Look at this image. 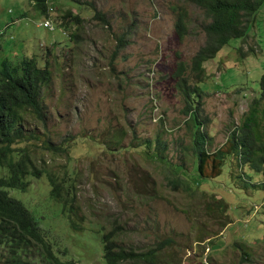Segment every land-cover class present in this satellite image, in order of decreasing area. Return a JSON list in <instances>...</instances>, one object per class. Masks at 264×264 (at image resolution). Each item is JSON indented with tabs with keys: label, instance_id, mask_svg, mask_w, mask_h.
<instances>
[{
	"label": "rangeland",
	"instance_id": "1",
	"mask_svg": "<svg viewBox=\"0 0 264 264\" xmlns=\"http://www.w3.org/2000/svg\"><path fill=\"white\" fill-rule=\"evenodd\" d=\"M75 1L92 5L105 22L92 18L90 11L79 28H63L62 9L79 13V4L50 0L47 20L56 31L48 32L33 23L28 0H0V30L19 14L28 18L0 35V61H14L16 43L50 68L51 83L42 91L45 122L52 144L62 151H41L36 161L58 178H73L77 199L72 218L83 230L72 231L59 217L40 181L33 180L28 192L11 191L10 196L39 219L57 247L68 253L71 249L76 264H104L101 233H111L127 253L160 246L152 264H264V190L238 188L237 180L222 174L200 186L203 194L198 189L186 192L183 179L174 187L169 183L167 167L145 160L135 149L117 150L145 140L153 144L158 138L168 144V162L183 165L188 181L195 176V162L185 151L190 125L185 124L184 103L172 75L179 62L190 66L204 44L201 25L207 21L201 10L183 0ZM181 8L187 13V32L180 36L175 22ZM255 17L244 41L231 39L203 64L199 119L210 152L241 126L258 95V78L264 73V4ZM20 31L26 36L17 38ZM126 32V47L113 57L117 38ZM257 111L263 116L264 105ZM79 138L88 140L86 149L75 144ZM250 175L261 183L258 174ZM220 198L232 221L224 232L226 216L206 209L207 202ZM210 243L218 249L208 252ZM241 247L250 248V255L243 256Z\"/></svg>",
	"mask_w": 264,
	"mask_h": 264
},
{
	"label": "trees",
	"instance_id": "2",
	"mask_svg": "<svg viewBox=\"0 0 264 264\" xmlns=\"http://www.w3.org/2000/svg\"><path fill=\"white\" fill-rule=\"evenodd\" d=\"M49 2L50 0H28L29 7L34 13V21H39L36 18L40 20L49 18L51 8ZM70 2L79 4L77 6L81 10L74 14L64 7L59 17L63 28L68 25L79 28L85 21L83 14L90 11L92 18L105 22L104 15L92 5L75 0ZM183 2L201 10L207 21L201 25L205 34L204 44L191 58L190 66L179 62L172 75L175 88L184 103L181 112L186 117L185 124L190 125L191 130V142L185 151L190 153L191 161L195 162L194 177L198 176V179L195 182L193 177L188 181L186 177L189 173L183 165L175 166L168 162L164 155L168 144L158 138L153 144L145 140L136 146L128 144L117 150L127 152L135 149L145 160L167 167L172 175L169 183L174 187L184 180L183 190L186 192L193 193L198 189L203 194L206 191L200 186L222 174L237 180L235 186L238 188L264 190V115L261 116L257 111V107L264 105V73L258 78V95L253 99L248 115L241 126L236 127L225 144L216 151L210 152L206 149L208 136L202 130L203 123L199 119L200 95L203 92L200 84L206 78L203 64L214 58L231 39L244 41L248 37L250 26L255 21L264 0H183ZM22 18L27 20V14H19L17 20L20 21ZM186 20L187 13L181 8L175 22V31L180 36L187 32ZM53 30L56 31V27ZM128 35L126 32L117 38L113 57L126 47ZM69 37L71 39V36ZM28 54L25 52L17 55L14 61L8 58L0 61V264H76L78 260L70 255L71 249L68 244L69 253L66 249L57 247L42 229L39 219L20 201L10 196L11 191L26 193L33 180L40 181L45 198L48 196L47 199L58 206L62 214L59 217H64L72 231L83 230L72 218L76 212L77 199L73 178L68 176L58 178L37 165L36 160L41 151L62 149L55 147L49 137L42 100V91L51 83L52 73L47 62L42 66L35 57ZM113 57L110 59L111 65ZM87 142L86 138H79L75 144L81 149H86L83 144ZM234 168L235 175L232 174ZM240 168L247 171L240 173L238 172ZM250 173L258 174L261 183H254ZM227 208V203L221 198L207 202L206 209L213 215L218 213L226 216L223 232L232 224L227 215ZM262 211L264 212V205ZM250 212H247V215L250 216ZM100 236L104 264H123L128 261L152 264L155 260L153 252L160 249L158 246L145 253L133 251L127 253L119 249L111 233H101ZM170 241L166 240L165 244L168 245ZM260 241H264V238ZM260 241H256L254 246ZM209 245L211 252L218 249L217 243ZM251 251L250 248L244 247L242 255H250Z\"/></svg>",
	"mask_w": 264,
	"mask_h": 264
},
{
	"label": "crops",
	"instance_id": "3",
	"mask_svg": "<svg viewBox=\"0 0 264 264\" xmlns=\"http://www.w3.org/2000/svg\"><path fill=\"white\" fill-rule=\"evenodd\" d=\"M25 18V17H24ZM24 18H22L20 21L19 20H14L15 22H12V20L9 22V23H7L4 27H5V29H4V31L5 30H7L8 28H10V26H13V25H18ZM33 18H35L34 16H33ZM16 19H18V16L16 17ZM3 31V32H4ZM23 31H20V32H18V34H17V38H19L20 36H23ZM24 35L26 36V34L24 33ZM18 42H21V41H18L17 40V43ZM12 48H14V52H13V50H11V52L13 53V55H15V56H17V55H20V54H24L25 52L26 53H28L27 52V49H26V46H25V48L23 49V46L22 45H13V47ZM29 51V50H28ZM17 52V53H16Z\"/></svg>",
	"mask_w": 264,
	"mask_h": 264
},
{
	"label": "built area",
	"instance_id": "4",
	"mask_svg": "<svg viewBox=\"0 0 264 264\" xmlns=\"http://www.w3.org/2000/svg\"><path fill=\"white\" fill-rule=\"evenodd\" d=\"M34 24L35 25H37L38 27H40V28H44V29H47L48 31H50V32H52L53 30H52V28H49L48 26H45L43 23H35L34 22Z\"/></svg>",
	"mask_w": 264,
	"mask_h": 264
},
{
	"label": "bare ground",
	"instance_id": "5",
	"mask_svg": "<svg viewBox=\"0 0 264 264\" xmlns=\"http://www.w3.org/2000/svg\"><path fill=\"white\" fill-rule=\"evenodd\" d=\"M45 26H48L49 28H52V30H53V24L50 22V21H48V20H45V21H43L42 22Z\"/></svg>",
	"mask_w": 264,
	"mask_h": 264
},
{
	"label": "clouds",
	"instance_id": "6",
	"mask_svg": "<svg viewBox=\"0 0 264 264\" xmlns=\"http://www.w3.org/2000/svg\"><path fill=\"white\" fill-rule=\"evenodd\" d=\"M47 19V18H46ZM17 20V19H16ZM45 20V19H44ZM44 20H40V21H34L35 23H40V22H42V21H44ZM14 21V20H13ZM15 22V21H14ZM54 26V25H53ZM5 29V28H4ZM4 29H3V31H4ZM44 29V28H43ZM54 29H55V26H54ZM45 30H47V29H45ZM3 31L2 30H0V34H2L3 33ZM48 31V30H47ZM54 31V30H53ZM52 31V32H53ZM48 32H50V31H48ZM208 252H209V247H208Z\"/></svg>",
	"mask_w": 264,
	"mask_h": 264
}]
</instances>
